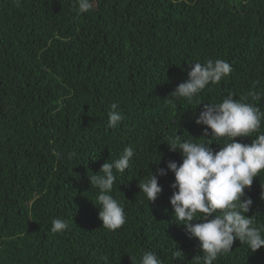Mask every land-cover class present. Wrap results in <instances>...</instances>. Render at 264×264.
<instances>
[{"label": "trees", "instance_id": "obj_1", "mask_svg": "<svg viewBox=\"0 0 264 264\" xmlns=\"http://www.w3.org/2000/svg\"><path fill=\"white\" fill-rule=\"evenodd\" d=\"M209 59L232 73L191 102H169L190 65ZM229 95L264 112V0H96L88 14L76 0H0V264H139L148 251L162 264H198L199 241L170 204L174 174L159 177L153 204L138 185L182 163L167 144L174 135L219 151L225 138L204 137L195 120ZM113 104L124 117L114 128ZM259 134L264 119L237 140ZM127 147L134 157L111 193L127 221L111 232L89 177ZM262 193L264 173L246 190L258 227ZM56 218L66 231L51 232ZM214 264H264V248L235 241Z\"/></svg>", "mask_w": 264, "mask_h": 264}, {"label": "clouds", "instance_id": "obj_2", "mask_svg": "<svg viewBox=\"0 0 264 264\" xmlns=\"http://www.w3.org/2000/svg\"><path fill=\"white\" fill-rule=\"evenodd\" d=\"M95 3L96 0H76L77 10L88 14L94 11ZM189 69L187 80L170 94L169 102L181 98L191 102L209 84H219L233 71L221 59L197 62ZM254 99L259 101L261 94H256ZM116 109L117 105L113 104L109 111L108 126L112 128L124 118ZM262 119L264 112L258 107L235 100L231 95L219 103H205L195 123L204 126V137L225 138L224 146L215 151L211 139L196 143L182 141L179 135H174L167 144L172 152L181 154L182 163L170 160L167 169L158 167L147 180L139 182L141 192L153 204L163 191L159 177L167 176L169 170L174 174L170 204L178 224L186 226L190 237L199 241L203 255L195 257L198 264L200 261L214 264L221 255L232 251L235 241L247 244L253 253L264 248V227L256 225L255 215L249 216L253 200L246 196V190H251L254 180L264 173V134H259L250 144L237 140L260 133ZM54 155L59 158L60 153ZM133 157V148L127 147L120 158L105 162L98 174L89 177L91 186L98 189L99 219L103 228L111 232L121 229L127 221L123 204L111 193L116 173L123 174L129 169ZM67 229V221L52 220L53 234ZM139 264H162V261L148 251L143 253Z\"/></svg>", "mask_w": 264, "mask_h": 264}]
</instances>
